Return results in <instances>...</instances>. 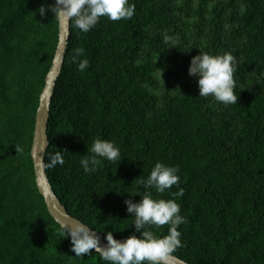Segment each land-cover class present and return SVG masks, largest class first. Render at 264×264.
<instances>
[{
    "label": "trees",
    "instance_id": "16d2710c",
    "mask_svg": "<svg viewBox=\"0 0 264 264\" xmlns=\"http://www.w3.org/2000/svg\"><path fill=\"white\" fill-rule=\"evenodd\" d=\"M129 2L130 20L101 18L88 33L70 23L47 128L45 161L56 151L65 160L47 169L55 193L105 241L109 231L127 239L139 233L125 200L142 199L140 180L155 163L178 165L179 187L151 190L187 217L173 255L264 264V0ZM54 4L0 0V264H106L95 252L75 256L36 182L32 148L60 32L50 7L37 9ZM79 47L90 61L84 72L71 60ZM200 51L236 57L237 104L199 97L188 69ZM97 137L114 141L122 160L85 173L80 160ZM152 230L167 235L168 226Z\"/></svg>",
    "mask_w": 264,
    "mask_h": 264
},
{
    "label": "clouds",
    "instance_id": "9594fccd",
    "mask_svg": "<svg viewBox=\"0 0 264 264\" xmlns=\"http://www.w3.org/2000/svg\"><path fill=\"white\" fill-rule=\"evenodd\" d=\"M46 7H50L58 22L71 23L82 33L91 31L101 18L113 22L130 20L135 13V5L129 0H55L54 5H42L37 9L41 16L46 14ZM164 40L170 45L169 48L177 47L174 37L165 35ZM84 54L85 49L79 47L71 55L72 62L78 63L81 72L90 66V61L83 58ZM188 72L198 80L199 97H213L224 105L237 104V60L231 53L212 55L200 51L192 57ZM87 153L89 154L83 155L80 160V166L85 173L97 172L104 161L120 163L122 160L119 146L114 141L100 137L95 138L90 147L87 146ZM64 163V154L61 151L54 152L47 162L41 159V166L45 169H54ZM179 172L178 165L155 163L147 179L140 180V186L145 189L142 199L139 202L125 200L126 211L134 217L131 225H134L138 236L133 234L122 242L109 231L105 234L107 243L101 245L97 232H93L91 227L79 220H75L71 226L61 223V231L64 237L70 238L75 256L82 259L95 252L106 264H170L173 254L183 247L182 233L178 229L182 224H187L188 220L181 215V206L175 199L154 198L151 190L164 194L173 186L179 187ZM172 195L176 198L182 197L184 189L180 188ZM165 225L168 226L167 235H158L152 230L161 229Z\"/></svg>",
    "mask_w": 264,
    "mask_h": 264
},
{
    "label": "water",
    "instance_id": "95a60500",
    "mask_svg": "<svg viewBox=\"0 0 264 264\" xmlns=\"http://www.w3.org/2000/svg\"><path fill=\"white\" fill-rule=\"evenodd\" d=\"M69 37H70V23L60 21L59 44L54 57L52 68L47 76L46 86L41 94V99H40L41 102L38 111L35 138L32 148V157L34 160V166L36 171V182L39 191L46 199L49 212L59 224L63 223L65 225L71 226V224L75 220H79L82 223L84 222L67 212L66 206L61 202L60 198L57 196V194L53 189L52 183L47 173V169L41 166V159H43V161L46 162L45 159L49 147L47 128H48L50 106H51L52 97L54 95L55 87L57 84V80L59 79L62 72L63 62L68 47ZM92 231L97 232L93 229ZM97 234L100 236L101 245L106 244L107 241L104 240L103 235L99 232H97ZM119 240L123 242L126 239L123 238ZM170 264H190V263L173 255Z\"/></svg>",
    "mask_w": 264,
    "mask_h": 264
}]
</instances>
